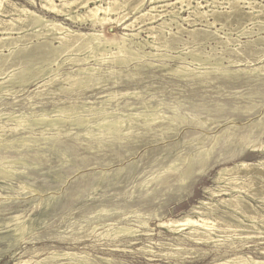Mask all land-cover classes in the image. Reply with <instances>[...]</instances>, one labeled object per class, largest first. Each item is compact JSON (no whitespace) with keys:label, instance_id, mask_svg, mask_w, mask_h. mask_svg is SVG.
<instances>
[{"label":"rangeland","instance_id":"374dc122","mask_svg":"<svg viewBox=\"0 0 264 264\" xmlns=\"http://www.w3.org/2000/svg\"><path fill=\"white\" fill-rule=\"evenodd\" d=\"M34 1L35 4L11 0L5 9H11L13 4L25 6L85 32L103 30L108 35H120L141 31L135 41L145 44V40H153L150 28L166 21L165 32L177 35L171 40L167 34L168 43L160 48V53L181 55L184 62H190L191 54L198 53L202 60L185 63L191 69L188 77L171 71L177 60H167L166 67H161L164 59L150 57H145L144 62H154L153 66H143L144 62L139 61L128 66L92 61L99 68L98 76L70 88L63 79L78 66L66 61L54 72L37 73L39 65H48L44 56L38 54L29 63L22 57L38 50L45 38L36 36L38 30L31 18L23 21L22 15L14 26L9 20L12 16L19 18L18 13H0V23H5L1 26L14 27L9 39L2 32L0 37L18 39L20 45L16 51L0 48V63L7 59L0 72V82L5 85L0 88V264H16L20 260L36 264V260L48 257L42 264H66L71 260L53 258L57 252H75L76 262L87 260L91 264H148L147 256L155 259L151 264H203L223 257L219 245L183 241V232H169L157 224L181 219L202 200L216 203L219 198L228 197H213L207 189L224 192L244 187L242 195L264 211V168L260 165L248 169L253 172L251 177L255 176L252 180L244 175L242 180V169L237 183L226 182L231 174L227 172L219 180L221 183L216 180L224 167L264 160V0H194L192 6L177 4L179 16L166 12L172 9L170 6L159 7L153 11L158 16L155 20L144 23L140 18L130 28L117 20L108 21L104 28L93 27L89 21L73 23L69 17L42 7L41 0ZM136 1L139 0H129V7L122 11L127 14V22L142 15L131 9ZM78 2L69 5L55 0L62 8L85 12L83 7L77 8ZM231 4L238 5L237 12L231 10ZM144 7L151 8L147 0ZM260 8L262 12L258 14ZM197 10L203 15H197ZM173 19L179 21L180 30ZM215 19L214 26L207 25V20ZM55 37L51 36L58 45ZM27 44V49L22 50ZM145 50L157 51L148 44ZM84 56V52L78 54ZM229 60L236 63L229 65ZM215 61L222 64L213 65ZM26 66L32 69L30 79H16L13 83L12 77L21 74ZM52 66L57 69L56 64ZM50 76L56 78L45 83ZM110 93H114L112 97ZM60 109L68 113L59 112ZM131 112L177 115L184 122H176L167 130L166 126H156L167 119L161 118L148 128L139 125L141 118L132 117L135 129L130 136H97L98 124L103 123L105 115L128 119ZM15 114L18 115L14 117ZM58 117L62 119L60 123L51 125ZM79 117L85 119L84 124H78ZM41 118L46 120L36 121ZM128 120L125 124L130 123ZM22 121L31 124L15 130ZM250 132L254 143L245 146L249 137L242 140V135ZM253 145H257V150L253 151ZM241 218L244 223H252ZM144 222L149 224L143 226ZM124 225L138 228L137 235H150L128 242L124 233H117ZM107 232L110 236L104 237ZM226 240L222 237L220 242ZM177 245L197 248L199 252L209 249L210 254L181 263L176 257L151 256L141 249L147 247L156 254H165L176 252ZM250 245V254L263 258L256 250L258 245Z\"/></svg>","mask_w":264,"mask_h":264},{"label":"bare ground","instance_id":"6f19581e","mask_svg":"<svg viewBox=\"0 0 264 264\" xmlns=\"http://www.w3.org/2000/svg\"><path fill=\"white\" fill-rule=\"evenodd\" d=\"M10 1L11 0H0V13H2V12L18 13L20 16L19 18L16 19L12 16L11 20H9L10 22H12L11 24L14 23V26L16 25L15 23L18 22V20L19 21L22 20L21 19V17H23L22 15H25V18L23 19V21H27V19L31 18L33 25L38 30V33L36 32L37 33L36 36L45 38L44 44L41 47H38L37 48L38 50H36L35 52H32L30 55L22 57V59L26 60L29 63V62H34L37 59L38 54L43 55L44 56L43 57L44 63L47 62L48 65L47 66L39 65V67L37 66L38 67L37 73H42V74L43 73L47 74L48 72H54V71L58 70L66 61L71 62V64L78 66V68L74 71V73L68 74L63 79V81L69 82L70 88L80 86L81 84H86V83L90 82L93 79V77L98 76L97 72L99 71V68L97 66H95L94 64H91L92 61H95L97 64L108 61L113 65L117 64L119 66H128L133 62L139 61V62L143 63L145 57H150V58H155V59L156 58L164 59L165 61L161 64V67H166L167 66L166 65L167 60H177V61H179L177 66L175 68H172L171 71L173 73L179 75V76L188 77L191 69L185 63L192 64L194 62H198V61L202 60L201 55L198 53L197 54H191V61L190 62H184L181 55H171L168 53L167 54L160 53V51H159L160 48H162V46H166L168 43V39H167L168 35L167 34L170 35L171 40L175 39V37L177 35L176 32H171V31L169 33L165 32L164 24H167L166 21H163V23L159 24L158 27L152 26L150 28L151 34L153 36V40L152 41L145 40V41H146V44L150 45L151 47H153L157 51H155V52L154 51H148V50L146 51L145 50V47H146L145 43H142L140 41H135V38L140 35L141 31L133 32V33H123L120 35H118L117 33H116L117 35H115V34H112V35L109 34L108 35L107 34L108 32L105 33V31H103V30H98V31L95 30L93 32H85V31H82L80 29H73L71 26L65 25V24L58 22L56 20H51L49 18H46L45 16L40 15L36 11L31 10L25 6L19 7L18 5L13 4L11 9H5V4H10L11 3ZM28 1L31 2V4L36 3L34 0H28ZM68 1L62 0V3L70 5L73 3L77 4V2L79 1L77 8L83 7L86 11L81 13V12H79V9H78L76 11L74 10V12H73L72 9H74V8H72V9L70 8L71 10L70 9L68 10L67 8H64V7L62 8L55 3V0L54 1L53 0H41V5H42V7L46 8V9L54 11L56 14H63L64 17H69L70 21H72L73 23L80 22L82 24V23L89 21L93 27H96L97 25H99V26H101V28H104V24L105 23L107 24L108 21L117 20L120 24H124L125 28H130L132 26H135V24H137L136 22L139 21L140 18L142 19V21H144V23L147 20L150 22H152V20H155L158 16L154 15L153 11L158 9L159 7L170 6L172 9H170V10L167 9L166 12L171 16L172 15L173 16H179L180 11L177 8V6H178L177 4H181V5L187 4L188 6H192L191 3L194 2V0H176L175 2H170L171 0H147V2L151 5V8H149L148 10H145V7H144L145 0H139V1H136L134 3V5L131 6V9L134 13H141L142 15L137 16L132 21L127 22L126 21L127 14H122V11L126 10V8L129 7V5H130L129 0H71L69 2ZM233 1H236V0H227V2H229V3H233ZM197 2H199V1H197ZM160 3H162V4L160 5ZM131 4H133V3H131ZM231 5H233V4H231ZM231 10L233 12H237L238 11V5L234 4L233 6H231ZM261 12H262V9L261 8L258 9V14ZM123 13H125V12H123ZM128 13H129V11H128ZM196 14L199 16L203 15V13L201 11H198ZM113 15H115L116 18H112ZM214 16H217V15H214ZM144 17H145V19H143ZM182 19L186 20V18H183V17H182ZM173 20H175V19H173ZM23 21H21V22H23ZM216 21H217V19H215L214 21L207 20V25L208 26H214L216 24ZM175 22L177 24V27L180 30L181 25H180L179 21L175 20ZM3 24H5V23H3ZM3 24L0 23V32H2L4 35L7 34V38L9 39V36L11 35V31L13 30L14 27L9 28L8 25L7 26H1ZM22 28H24V27H22ZM22 28L20 27L19 29L21 30ZM218 31H219V29L217 28L216 32H218ZM53 35L57 37L56 40H58V43H59L58 45H55L53 43V38H51V36H53ZM161 35L164 38L163 41H160V39H159V37ZM162 37H161V39H162ZM7 38L0 37V48L8 47L9 49L10 48L15 49V51H16L17 47L20 48V45L17 42L18 39H13V41H10V40H6ZM19 38H21V37H19ZM176 40H174V41H176ZM27 46H28V44L25 45L24 48H22V50L23 49L26 50ZM81 52L85 53V56L83 58L78 57V54H80ZM72 53H73V55L71 56ZM207 59H209V58H207ZM6 61H7V59L1 61L0 72L1 71L3 72L4 65H5ZM39 62H41V61H39ZM234 63H236L235 60H229V65H232ZM53 64L57 65V69L53 68V66H52ZM214 64L217 66H220L222 64V62L215 61L213 63V65ZM153 65H154V62L146 61V62H144L143 66H153ZM33 70H34V68H33ZM228 70L229 69H227V71ZM253 70H256V69H253ZM18 71H20V70H18ZM31 71H32L31 67L26 66L25 68L22 69L21 74L14 75L12 77L14 79L13 83H15L16 79L18 80V82L22 81L23 78L27 79V77ZM31 75H33V73ZM100 77H102V76H100ZM28 78L30 79V77H28ZM55 78H56L55 76H53V77L50 76L49 79L44 81V82L45 83H51ZM9 79H10V77H9ZM10 81L11 80H9V82ZM27 81H28V79H27ZM3 85H2V82H0V88L3 87ZM135 93H137V92H135ZM113 94L110 93L109 96L112 97ZM123 94L127 95V94H131V93L125 92ZM114 97H116V96H114ZM132 107H134V106H132ZM135 110H137V109H135ZM55 111H56V109H55ZM59 112H67L68 113V111H66V110L64 111L63 109H60ZM105 112L108 113L107 111H105ZM109 113H111V112H109ZM16 115H18V114H15L14 117ZM128 115H129V117H128L129 120L125 119L124 117H121V116H119V117H111L110 116L109 117L108 115H105L106 117H104L103 123L98 124L97 136H99V137L113 136L116 139H122V138H126L125 136H127V137L130 136L134 132V129H135L134 124H131L134 120L132 117H134L138 120L141 118L139 120L140 121L139 125L145 126L148 128H152L151 127L152 123L156 122L157 120H161V118L164 120L167 119L168 120L167 122L162 121L159 123V125H156L159 127L166 126L165 129H167V130L171 129L172 128L171 126L176 122H180V124L184 122V119L180 118L177 115H174L173 117H170V116L164 117V116H160L161 114L159 115L157 113L143 114L142 112H137V113L131 112V113H128ZM81 118H80V120H78V124H80V125L84 124V120H85L84 118H82V119ZM65 119H68V118H65ZM44 120H46V119L41 118V119H37L36 121L41 122ZM61 120L62 119L60 117H58L57 119L51 121V125L57 126ZM125 120H128L130 123L125 124ZM28 124H31V123L27 122V121H22L19 123L18 127H15L14 129L16 130L20 127L22 128L23 126L28 125ZM0 128H2V126H0ZM251 134H252V132H250L249 134H246L244 136L242 135V140H244V139L248 140V137H249V141L245 142V146L249 145L250 143H254V140L252 141L250 139ZM1 142H3V140H2L1 134H0V143ZM253 146L255 147L253 149V151L257 150L256 149L257 145H253ZM62 156H64V155H62ZM11 162H13V161H11ZM259 165L261 168H264V160H261L256 164L255 163H249L246 161H242L241 163L235 165L232 168L231 167L230 168L224 167L221 170V172L219 173V175L221 177H217L216 180L219 181V180L223 179L224 178L223 175L226 174V172H227V173H231V174L228 178H226V182L237 183L239 181V178H240L238 176V173L241 169H242V180H243V175L248 176L252 180L255 178V176L251 177L253 172L248 171V169L251 167L259 166ZM58 173H60V172H58ZM10 175H12V174H10ZM185 180L186 179H182V181H184V182H185ZM219 183H221V182L219 181ZM249 184H250V182H249ZM238 186H240V185H238ZM242 186H245V185H242ZM3 187H5V186H3ZM245 189L246 188H244V187H242V188L241 187H234L232 190H223L224 192H222V190L216 192V191L207 189V191H210V193L213 197L222 196V195H228V197L219 198L216 203H211V202L207 203L206 201L202 200L200 202L201 205H194L191 208V210L187 214H185L181 219H177V220L171 219V220H167V221H161L160 224H157V225H159L160 227H165V228L167 227L169 232H173V233L183 232V234H182L183 238H181V240L188 241L192 244H196V245H199V244L202 245L203 244L204 246H208L210 244H215L216 246L219 245L218 247L224 251L223 257H218V258L214 259V261H212V262L203 263V264H264V246L259 247V245L264 244V239H263L264 238V236H263L264 235V211H260L257 207L252 206L249 203V201L247 200L246 196L242 195V190H245ZM262 199H264V196L262 197ZM219 204L222 205L223 207H225L226 209L221 208L219 206ZM204 205H206V207H204ZM262 208H263L262 210H264V205H262ZM193 213L196 214V216H193L192 215ZM241 217L247 218L252 223L251 224L244 223ZM147 223L148 222H144L143 226H146ZM137 229H133L130 226L124 225V226H121L118 228L117 233L118 234L124 233V235L127 237L128 242L130 240L138 239V238H135L137 236L150 235L147 232H144L142 234L137 235ZM21 231H23V230H21ZM215 234H216L217 238L214 236ZM103 236L108 237V236H110V234L107 232ZM222 237H226L228 240H226L224 242H220ZM236 237L239 238L238 241H235ZM257 239H259V240H257ZM252 242L255 243V246L258 245V246H256V250L263 255V258H258L257 256L250 254L248 249L252 246V245H250V243H252ZM164 245H171V244L165 243ZM146 248L142 247L141 249L144 250L145 253H147L151 256H158V255H161V256L166 255L167 256V255H169V257H173V258L176 257L179 260L181 259V261H180L181 263L182 262L184 263L185 260L186 261L190 260V259L194 260V259L199 258L202 255L210 254L209 249H203L202 252H199V249H197V248L196 249L195 248L188 249L186 247H181L179 245H177L175 247L176 252L165 253V254L164 253L156 254V252H154L152 249L146 250ZM247 250H248V252H246ZM119 251L123 252L125 250H119ZM179 254H182V255H179ZM75 255H76L75 252L74 253H71V252L59 253V252H57L56 254L54 253L53 258L54 257H56V258L70 257L71 260L68 261L66 264H91V263H89L90 261L88 262L87 260H81L80 258L79 259L81 261L76 262L73 259V257ZM46 257H48V256H46ZM48 258H45L42 260H36L35 262H36V264H42V263H45ZM146 259H147V261H149L148 264H151V262L155 261V259L153 257H150V256H147ZM106 260L109 261L110 263L113 262L112 260H109V258H107ZM29 263H30V260H20L16 264H29ZM51 264H55V263H51Z\"/></svg>","mask_w":264,"mask_h":264}]
</instances>
